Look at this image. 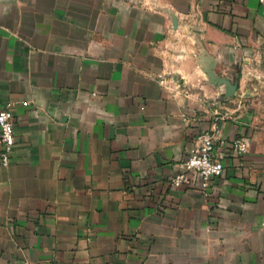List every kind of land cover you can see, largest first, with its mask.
I'll return each mask as SVG.
<instances>
[{"label": "crops", "instance_id": "0c3cea01", "mask_svg": "<svg viewBox=\"0 0 264 264\" xmlns=\"http://www.w3.org/2000/svg\"><path fill=\"white\" fill-rule=\"evenodd\" d=\"M262 77L261 0H0V264H264ZM204 130L209 198L171 182Z\"/></svg>", "mask_w": 264, "mask_h": 264}, {"label": "built area", "instance_id": "2783aa9c", "mask_svg": "<svg viewBox=\"0 0 264 264\" xmlns=\"http://www.w3.org/2000/svg\"><path fill=\"white\" fill-rule=\"evenodd\" d=\"M168 75L160 74L159 82L167 90H178L179 84ZM0 140V163L3 167H9L16 141L14 115L10 108L0 110ZM232 146L239 155H244L249 150L248 140L244 137L236 138ZM180 168L171 181L174 187L194 186L199 181L202 194L207 198L211 196L212 180L222 176L224 162L217 152L216 140L209 130H204L197 136L190 155L180 163Z\"/></svg>", "mask_w": 264, "mask_h": 264}, {"label": "water", "instance_id": "95a60500", "mask_svg": "<svg viewBox=\"0 0 264 264\" xmlns=\"http://www.w3.org/2000/svg\"><path fill=\"white\" fill-rule=\"evenodd\" d=\"M208 77L209 79L213 80L214 75H213V67H211L208 71ZM219 84H227L228 88L226 92L224 93L225 98H232L237 94V85L236 84H231L226 78H219L218 81H216Z\"/></svg>", "mask_w": 264, "mask_h": 264}, {"label": "rangeland", "instance_id": "374dc122", "mask_svg": "<svg viewBox=\"0 0 264 264\" xmlns=\"http://www.w3.org/2000/svg\"><path fill=\"white\" fill-rule=\"evenodd\" d=\"M264 78L262 77V80H263ZM251 81V80H250ZM253 81V80H252Z\"/></svg>", "mask_w": 264, "mask_h": 264}]
</instances>
